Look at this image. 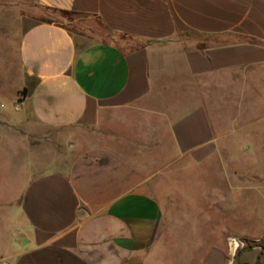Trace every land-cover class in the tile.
I'll return each instance as SVG.
<instances>
[{"label":"crops","instance_id":"1","mask_svg":"<svg viewBox=\"0 0 264 264\" xmlns=\"http://www.w3.org/2000/svg\"><path fill=\"white\" fill-rule=\"evenodd\" d=\"M30 1L82 29L23 14L2 68L0 264H264L230 240L264 214L233 232L180 190L264 189L263 163L218 157L264 155V0Z\"/></svg>","mask_w":264,"mask_h":264},{"label":"rangeland","instance_id":"2","mask_svg":"<svg viewBox=\"0 0 264 264\" xmlns=\"http://www.w3.org/2000/svg\"><path fill=\"white\" fill-rule=\"evenodd\" d=\"M26 13L38 15L39 17L45 19L55 18L63 23L68 24L74 31H79L82 29L80 25L74 21V16L70 13L43 9L33 4L30 0H0V74L3 72V67H5V69H10L12 75H15V73L18 71V25L21 15ZM13 83L14 79L11 78L9 84L12 85ZM7 90L9 93L8 95L10 96L5 94V98L8 102H11L13 99L11 94L14 93V88L11 86ZM241 125L238 124L240 130L237 131L238 134H242L248 129L247 126L241 127ZM218 157L220 162L225 163H228L229 161L230 163L234 162L236 164L242 163L247 165L253 162L264 164V155L262 157L260 155H222ZM218 172H216V170L202 171V178L201 182L199 181V183H197L195 179L192 180V178L186 174L188 181L183 180L180 183V190H182L185 198V200L183 199V205L186 207H191L190 200L192 199L195 201V203H197V205H199L201 209L207 208L210 205L208 203V194H210V190H212L211 195H215V199L218 198L219 202H221V200L227 202L224 204V206L228 204V198H230V204H228L230 209V217H224L220 215L219 205L223 204L218 205L219 202H214L216 210L214 207L213 210L216 211V214L218 213V217L216 219L218 224L224 223V219L227 221L229 219L230 231L235 232L248 229L257 233L262 232L263 228L260 224L259 218L264 214V189L261 190V194H257L254 191L248 190L243 192L242 187L235 188L232 187L233 183H230V185L224 183L223 178H220ZM261 173H264V171ZM232 238H234L233 240L237 239L238 241H242L239 240V236H232L230 237V240ZM244 244L245 245L243 246L240 245V247L237 249V255H239L244 248L255 245L264 247V235L247 239Z\"/></svg>","mask_w":264,"mask_h":264},{"label":"flooded vegetation","instance_id":"3","mask_svg":"<svg viewBox=\"0 0 264 264\" xmlns=\"http://www.w3.org/2000/svg\"><path fill=\"white\" fill-rule=\"evenodd\" d=\"M260 256H261V254H259V253L255 256V263L256 264H262L260 261Z\"/></svg>","mask_w":264,"mask_h":264},{"label":"built area","instance_id":"4","mask_svg":"<svg viewBox=\"0 0 264 264\" xmlns=\"http://www.w3.org/2000/svg\"><path fill=\"white\" fill-rule=\"evenodd\" d=\"M237 246L245 245L243 241H238L237 239L233 240ZM241 242V243H240Z\"/></svg>","mask_w":264,"mask_h":264},{"label":"water","instance_id":"5","mask_svg":"<svg viewBox=\"0 0 264 264\" xmlns=\"http://www.w3.org/2000/svg\"><path fill=\"white\" fill-rule=\"evenodd\" d=\"M239 263V257H237V264Z\"/></svg>","mask_w":264,"mask_h":264},{"label":"trees","instance_id":"6","mask_svg":"<svg viewBox=\"0 0 264 264\" xmlns=\"http://www.w3.org/2000/svg\"><path fill=\"white\" fill-rule=\"evenodd\" d=\"M23 91H25V90H23Z\"/></svg>","mask_w":264,"mask_h":264}]
</instances>
